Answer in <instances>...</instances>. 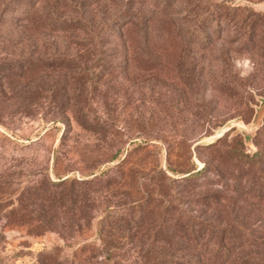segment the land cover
I'll use <instances>...</instances> for the list:
<instances>
[{
  "label": "rangeland",
  "instance_id": "obj_1",
  "mask_svg": "<svg viewBox=\"0 0 264 264\" xmlns=\"http://www.w3.org/2000/svg\"><path fill=\"white\" fill-rule=\"evenodd\" d=\"M153 1L76 0L93 25L116 13L125 21L129 10L150 13ZM215 1L222 14L217 27L198 35L195 13L186 11L191 0H180L172 17L156 14L148 28H121L122 37L105 46L107 58L98 67L76 45L73 28L47 19L49 13H80L77 7L59 0H0V264H35L46 251L72 258L77 249L98 244L108 201L123 207L154 198L151 168L165 171L168 160L197 169L208 162L209 174L217 165L229 177L237 171L232 151L253 154L264 147V0ZM184 28L191 33L186 38ZM78 54L76 63H53ZM90 71L101 72L100 80L91 81ZM65 98L69 113L52 116ZM77 111L103 130L84 128ZM218 139V147L205 146ZM118 151L121 160L111 162ZM102 171L108 180L93 188L62 184ZM165 172L162 185L175 190L161 188L163 198L176 203L171 199L180 193L193 196L181 180L185 175ZM49 180L61 183L53 187L57 194L74 189L82 199L65 204L48 231L47 221L28 214L44 206L36 193ZM203 190L220 191L206 205L186 206L196 214L264 227V198L256 186ZM157 201L146 210L149 227L160 222ZM255 233L264 237V231ZM238 250L264 254V243Z\"/></svg>",
  "mask_w": 264,
  "mask_h": 264
},
{
  "label": "trees",
  "instance_id": "obj_2",
  "mask_svg": "<svg viewBox=\"0 0 264 264\" xmlns=\"http://www.w3.org/2000/svg\"><path fill=\"white\" fill-rule=\"evenodd\" d=\"M59 1H63L67 6L77 7L80 13L74 14L73 12L68 15H51L49 13L48 21L59 22L68 28H73L78 33L73 37L76 45L85 50L87 56L94 60L98 67H103L107 58L104 48L115 38L122 37L121 28L133 26L148 28L149 22L155 18L156 14L172 17L170 9L180 0H154L150 13L129 10L125 14V21L121 13H116L113 17L97 25H93L86 18L84 9L78 7L76 0ZM221 6H224V2L221 3ZM186 11L195 13L194 18L197 20L195 30L198 35L220 24L221 9L215 0H191ZM182 33H184L182 38H186V33L189 31L184 28ZM74 58L72 61H66L63 57L57 56L51 60L57 65L80 61L79 54ZM73 67L75 66L73 65ZM100 74L101 72L90 71L91 81H99ZM63 104L64 107H59V109L61 108L60 113H53L52 116L69 113L70 99L65 98ZM74 116L78 123L87 130L95 132L103 130L98 126L99 124L93 126L94 128L90 127V120L85 119L79 111L75 112ZM220 141L221 139H218L205 146L213 149L219 146ZM138 147H142L141 143L138 144ZM231 153L233 155L232 162L237 171L236 173L231 172L229 177L222 174L217 165L213 166L212 175L209 174L208 162L197 169V166L192 162L185 167H177L168 160L165 171L185 175L181 178L183 184L195 192L193 196H185L180 193L178 197L171 199L176 203H171L161 196L160 189L163 187L170 192L175 190V187L171 185H167V187L162 185V179L168 178L166 172L161 168L158 170L151 168V173L154 175H150V178L156 177L153 178L154 181L149 178L150 184L156 186L152 191L153 194L155 193L154 198L144 197L136 201L129 200L123 207H114L108 201L104 220L98 230V244L93 243L90 246L89 243L77 249L72 258L62 259L54 251H46L39 254L35 264H264V254L252 250L250 252L238 250L241 244L258 249L264 243V237L263 234H254V231L261 233L264 231V227L254 229L236 220L223 222L218 219H205L196 214L192 208L186 207L187 205H206L211 199H215V194H217L215 192L220 190H215L212 195L203 190V188L212 185L223 186L225 189L233 191H236L239 185L256 186L258 196L264 198V147L257 149L253 154L239 149ZM120 155L121 152L118 151L110 161L121 160ZM106 173L107 171H102L94 178L68 177L62 184L67 182L69 186H80L83 191L107 181ZM58 178L60 179V177ZM169 179L171 182L177 181L176 178L169 177ZM227 179L229 182L226 181ZM59 185L61 183L49 180L47 187L41 193H36L43 200L44 206L39 211L32 209L28 214L32 217L37 215L40 220L47 221L46 230L48 231L56 228L54 222L65 204L72 206L82 199L81 196H75L74 189L62 195L57 194L53 187ZM155 201L160 202V222L149 227L145 221V214L148 205ZM169 213L171 214L170 218ZM164 222L170 223L163 226ZM87 246H90L88 254L84 250Z\"/></svg>",
  "mask_w": 264,
  "mask_h": 264
}]
</instances>
